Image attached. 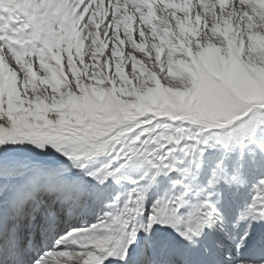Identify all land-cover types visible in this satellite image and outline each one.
I'll return each mask as SVG.
<instances>
[{
  "label": "snow or ice",
  "instance_id": "6c2138e0",
  "mask_svg": "<svg viewBox=\"0 0 264 264\" xmlns=\"http://www.w3.org/2000/svg\"><path fill=\"white\" fill-rule=\"evenodd\" d=\"M0 264H264V0H0Z\"/></svg>",
  "mask_w": 264,
  "mask_h": 264
}]
</instances>
